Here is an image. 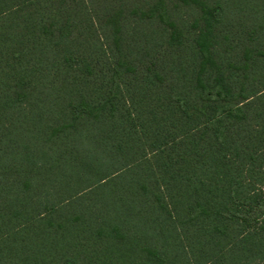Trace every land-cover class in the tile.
<instances>
[{"label": "trees", "instance_id": "16d2710c", "mask_svg": "<svg viewBox=\"0 0 264 264\" xmlns=\"http://www.w3.org/2000/svg\"><path fill=\"white\" fill-rule=\"evenodd\" d=\"M0 264H264V0H0Z\"/></svg>", "mask_w": 264, "mask_h": 264}, {"label": "rangeland", "instance_id": "374dc122", "mask_svg": "<svg viewBox=\"0 0 264 264\" xmlns=\"http://www.w3.org/2000/svg\"><path fill=\"white\" fill-rule=\"evenodd\" d=\"M185 9H186V8H183V9H182V11H184V12H185V11H186Z\"/></svg>", "mask_w": 264, "mask_h": 264}]
</instances>
